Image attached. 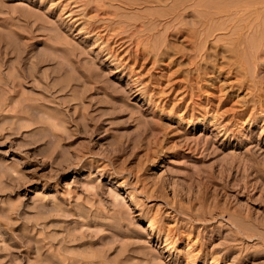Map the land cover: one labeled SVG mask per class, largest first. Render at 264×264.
Returning a JSON list of instances; mask_svg holds the SVG:
<instances>
[{
  "label": "rangeland",
  "instance_id": "obj_1",
  "mask_svg": "<svg viewBox=\"0 0 264 264\" xmlns=\"http://www.w3.org/2000/svg\"><path fill=\"white\" fill-rule=\"evenodd\" d=\"M70 1L0 0V264H264V1Z\"/></svg>",
  "mask_w": 264,
  "mask_h": 264
},
{
  "label": "bare ground",
  "instance_id": "obj_2",
  "mask_svg": "<svg viewBox=\"0 0 264 264\" xmlns=\"http://www.w3.org/2000/svg\"><path fill=\"white\" fill-rule=\"evenodd\" d=\"M99 1V0H98ZM119 1H123V0H119ZM118 1V2H119ZM126 1H128L129 2V0H126ZM219 1V0H218ZM229 1V0H228ZM242 1V0H241ZM251 1V0H250ZM254 1V0H253ZM264 1V0H263ZM69 2V1H68ZM74 3V2H77V1H75V0H73V1H70V3ZM79 2V1H78ZM91 2H93V1H91ZM100 2V1H99ZM124 2H125V0H124ZM133 2H135L134 0H133ZM220 2V1H219ZM243 2V1H242ZM241 2V3H242ZM261 2V1H260ZM103 3H104V1H103ZM109 3V2H108ZM111 3V2H110ZM226 3V2H225ZM225 3H223L224 5H225ZM228 3V2H227ZM249 2L247 1V4H248ZM252 3V2H251ZM251 3H249V5L251 4ZM255 3H256V1H255ZM254 3V4H255ZM124 4V3H123ZM122 4V5H123ZM233 4H235L234 2H233ZM233 4H232V6H233ZM260 4V3H259ZM70 5V4H69ZM94 5H97L98 6V3H95ZM100 5H102V4H100ZM230 5V4H229ZM236 5H238V7H239V2H238V4L236 3ZM241 5V4H240ZM243 5V4H242ZM241 5V6H242ZM244 5H246V2H245V0H244ZM261 5V4H260ZM96 6V7H97ZM124 6V5H123ZM219 6V5H218ZM225 6H227V5H225ZM248 6V5H247ZM254 7H255V5H253ZM258 6V5H257ZM103 7V6H102ZM248 7H251V5L250 6H248ZM259 7V6H258ZM261 7H262V5H261ZM65 8V7H64ZM73 8H74V5H73ZM242 8V7H241ZM97 10H99V7H98V9ZM257 10V9H256ZM261 10V9H260ZM144 11V10H143ZM142 11V12H143ZM251 11V10H250ZM72 12V11H71ZM257 12V11H256ZM263 12H264V10H263ZM237 13V12H236ZM241 13V12H240ZM239 12H238V14H240ZM260 13V12H259ZM237 14V15H238ZM246 14V13H245ZM250 14V13H249ZM249 14H246L247 16L249 15ZM251 14H253L252 12H251ZM77 15V14H76ZM255 15V14H254ZM262 15V14H261ZM260 15V16H261ZM240 16V15H239ZM245 16V15H244ZM257 16V15H256ZM263 16V15H262ZM241 17V16H240ZM252 17V16H251ZM255 17V16H254ZM235 18H237V17H235ZM239 18V17H238ZM242 18V17H241ZM244 18V17H243ZM76 19V18H75ZM77 19H79V18H77ZM245 19H247V18H245ZM251 19V18H250ZM253 19H255V18H253ZM73 20V19H72ZM236 20V19H235ZM248 20V19H247ZM75 21V20H74ZM119 22H121V21H119ZM240 22V21H239ZM239 22H237V23H239ZM72 23V22H71ZM81 24V23H80ZM90 24V23H89ZM84 25V24H83ZM122 25V24H121ZM239 25H241V24H239ZM238 25V26H239ZM85 26V25H84ZM120 26V25H119ZM108 25H105V24H103L102 23V25H91V29L89 30V31H95V30H97V29H100L101 31H103V32H105V33H98L97 34V40H105L107 43V46H106V50H107V54L109 55V58H112V57H116L117 56V54H116V51H117V49L118 48H121L122 46H123V43H125V42H121V43H117V45L115 46V47H113V46H109V44L110 43H108V41L111 39V37L109 36L110 35V31H109V29H108ZM113 27V26H112ZM112 27H110V28H112ZM123 27V26H122ZM88 28V27H87ZM114 28V27H113ZM115 28H117V27H115ZM238 28H240V27H238ZM86 29V28H85ZM118 29V28H117ZM88 30V29H87ZM113 30H115V29H113ZM113 30H112V33L114 34L115 32H113ZM121 30V29H120ZM237 30V29H236ZM117 31V30H116ZM123 31V30H122ZM232 32H235V31H232ZM112 34V35H113ZM117 34H118V36H119V32H117ZM117 34L115 35L116 37H117ZM113 35V36H114ZM57 36V35H56ZM58 37V36H57ZM120 37V36H119ZM123 37V36H122ZM131 38H133V37H131ZM130 38V39H131ZM95 39V40H96ZM113 39V38H112ZM128 39H129V37H128ZM135 38H133V40H134ZM138 40V39H137ZM118 41V40H117ZM126 41V40H125ZM239 41V40H238ZM110 42H111V40H110ZM113 42V41H112ZM111 42V43H112ZM134 42V41H133ZM114 44H116L115 42H113ZM135 43H137V41H136V39H135ZM129 44V43H128ZM134 44V43H133ZM138 46V45H137ZM26 48V47H25ZM24 48V46H22V45H19V46H17L13 51H14V53H17V55H18V58H20L21 56H22V53H24V52H26L25 49ZM137 48V47H136ZM123 51V50H122ZM136 51H137V49H136ZM140 51H142V49L140 50ZM141 54V53H140ZM137 57V56H136ZM113 58V59H114ZM117 58V57H116ZM115 58V59H116ZM118 59V58H117ZM120 59H118V61H119ZM112 61V60H111ZM121 63V62H120ZM119 63V64H120ZM124 65V64H123ZM131 68V67H130ZM18 71H19V75L20 76H22L23 78H26V76L29 74L28 73V70H26V69H23V70H21V69H18ZM32 71H34V70H32ZM96 79V78H95ZM5 81V80H4ZM3 82V81H2ZM1 82V83H2ZM95 82H97V81H95ZM0 83V86L1 87H3V86H5V85H7V86H10L11 88H14L15 89V87L16 86H19L20 84H22V81L21 80H17L15 77H12L10 80L8 79V81L6 80L5 82H3L2 84ZM0 87V88H1ZM6 87V86H5ZM4 87V88H5ZM139 90V89H138ZM28 99V97H27V95L24 93V94H22V96H21V99H20V101L19 102H22V101H24V100H26L27 101V99ZM24 104V103H23ZM27 105V104H26ZM25 105V106H26ZM30 105V104H29ZM28 106V105H27ZM120 107V106H119ZM156 107V106H155ZM113 109L110 111V112H105V111H103V112H100V114H99V116L97 117L98 118V120H100L102 117H104V116H106V115H113V114H115V112L117 111V112H120L121 111V109L118 111V110H115L116 108L115 107H112ZM122 108V107H121ZM263 108V107H262ZM28 110H24L22 113H19V114H16V116H17V118L18 119H20V118H23V117H29V116H32L33 117V113L32 112H30V110L31 109H33V110H36L35 111V114H36V112L38 113L39 111H41L42 109H40L39 107H37V105H30L28 108H27ZM118 109V108H117ZM124 109V108H123ZM130 113H132V111L130 112ZM133 114V113H132ZM57 113L55 114V116L57 117ZM35 117V116H34ZM109 117V116H108ZM35 118H38L39 120H41V121H43L42 119H41V117H38V116H36ZM106 118V117H105ZM129 118V117H128ZM179 118V117H178ZM264 118V117H263ZM97 120V119H96ZM129 120V119H128ZM105 122V121H104ZM97 123V122H96ZM186 123H188V122H186ZM104 125H105V123H102V121H101V123H99V124H97V125H95V126H93V128H91V129H88L87 127H86V129L84 128L83 130H87V131H89L90 132V134H91V139H95V137L97 136V135H99L98 136V138H100L101 137V135H100V133L101 132H103L104 130L105 131H107L105 128H104ZM82 127V126H81ZM50 133H51V135H53L56 139H58V140H63V139H65V138H67V136L69 135L70 136V132L72 131H70L69 133L67 132V131H65V132H58L57 130H55V129H53V128H50ZM84 131V132H85ZM104 134V133H103ZM89 135V134H88ZM72 137H73V135H71ZM122 137V136H121ZM97 138V139H98ZM120 139V138H119ZM70 140V139H69ZM121 141V140H120ZM120 141H117V142H119L120 143ZM123 141H124V139H123ZM64 142V141H63ZM91 143V142H90ZM124 143V142H123ZM131 143V142H130ZM93 144V143H92ZM118 144V143H117ZM116 144V145H117ZM128 144V143H127ZM94 146V145H93ZM92 146V147H93ZM119 146V145H118ZM117 146V147H118ZM58 147H59V144H58ZM57 147V148H58ZM63 146H61V148H62ZM117 147H115V148H117ZM128 147V146H127ZM60 148V150H61V152H62V149ZM67 150H70V149H68V147H65ZM119 148V150L122 152V153H124L125 152V148H124V145H120V147H118ZM127 149H129V148H127ZM58 151H57V153L55 152V154L58 156L59 154H60V156L62 155L61 154V152L59 151V148L57 149ZM63 150H64V147H63ZM65 151V150H64ZM71 151V150H70ZM92 151V150H91ZM63 153V152H62ZM65 154V153H64ZM67 154H69L68 152H66V155ZM245 187H247L246 185H245ZM89 189V188H88ZM97 189V188H96ZM95 189V190H96ZM225 189H226V187H225ZM90 190V189H89ZM205 193V192H204ZM204 195V194H203ZM207 196V195H206ZM199 197V196H198ZM205 197V195L203 196V198ZM202 199V198H201ZM202 201V200H201ZM202 215H203V213H201ZM154 215V214H153ZM156 215V214H155ZM200 217H202V216H200ZM150 218V217H149ZM152 218V217H151ZM156 219V217L154 216L153 218H152V220H148V224H147V229H148V231L149 232H151V234H152V232L153 231H156V238L158 239V240H160V239H163V245H169L172 241H173V239L175 238V237H177V239L176 240H182V238H183V232L182 231H178V229L177 228H166V227H164V226H162V225H160V226H156V222H154V220ZM157 221V220H156ZM263 224V226L262 227H264V222L262 223ZM261 224V225H262ZM154 234V233H153ZM76 237V236H75ZM77 239V238H76ZM81 239H83L82 238V236H81ZM83 241V240H82ZM173 243V242H172ZM107 248V247H106ZM60 249V248H59Z\"/></svg>",
  "mask_w": 264,
  "mask_h": 264
}]
</instances>
